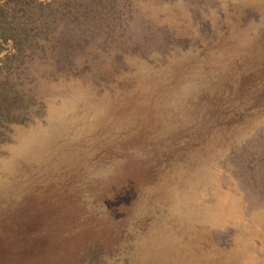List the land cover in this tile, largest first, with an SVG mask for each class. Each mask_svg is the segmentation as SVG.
Masks as SVG:
<instances>
[{
  "label": "rangeland",
  "instance_id": "rangeland-1",
  "mask_svg": "<svg viewBox=\"0 0 264 264\" xmlns=\"http://www.w3.org/2000/svg\"><path fill=\"white\" fill-rule=\"evenodd\" d=\"M0 264H264V0H0Z\"/></svg>",
  "mask_w": 264,
  "mask_h": 264
},
{
  "label": "trees",
  "instance_id": "trees-1",
  "mask_svg": "<svg viewBox=\"0 0 264 264\" xmlns=\"http://www.w3.org/2000/svg\"><path fill=\"white\" fill-rule=\"evenodd\" d=\"M251 261H254V262H255V261H256V259H252Z\"/></svg>",
  "mask_w": 264,
  "mask_h": 264
}]
</instances>
